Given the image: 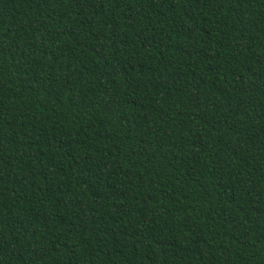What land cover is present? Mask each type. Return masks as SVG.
<instances>
[{
	"label": "trees",
	"instance_id": "obj_1",
	"mask_svg": "<svg viewBox=\"0 0 264 264\" xmlns=\"http://www.w3.org/2000/svg\"><path fill=\"white\" fill-rule=\"evenodd\" d=\"M0 264H264V0H0Z\"/></svg>",
	"mask_w": 264,
	"mask_h": 264
}]
</instances>
